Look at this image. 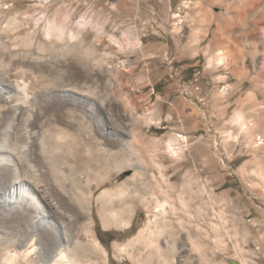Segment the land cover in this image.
I'll return each instance as SVG.
<instances>
[{
	"label": "rangeland",
	"instance_id": "rangeland-1",
	"mask_svg": "<svg viewBox=\"0 0 264 264\" xmlns=\"http://www.w3.org/2000/svg\"><path fill=\"white\" fill-rule=\"evenodd\" d=\"M0 18L14 21L1 35L7 77L37 60L24 77L34 111L20 110L9 130L21 136L14 151L32 155L23 168L43 181L29 188L48 226L66 227L68 247L88 244L72 249L83 264H264V0H0ZM50 19L63 24L66 49L63 39L49 46ZM55 103L68 126L54 118ZM11 112L0 101V124ZM59 129L66 138L49 139ZM91 142L128 164L102 181L70 170L75 161L93 166ZM61 176L72 199L56 191ZM82 179L85 207L73 200ZM105 190L115 192L102 204ZM128 205L119 225L114 217ZM97 223L113 232L105 245ZM11 228L0 221V264L27 248L15 264H43L53 241L37 230L26 248L24 224L14 238ZM170 233L178 251L168 256Z\"/></svg>",
	"mask_w": 264,
	"mask_h": 264
},
{
	"label": "bare ground",
	"instance_id": "bare-ground-1",
	"mask_svg": "<svg viewBox=\"0 0 264 264\" xmlns=\"http://www.w3.org/2000/svg\"><path fill=\"white\" fill-rule=\"evenodd\" d=\"M248 5H246V6H248ZM256 8H257V5H256ZM240 10L243 12L242 8ZM240 10H238V11H240ZM250 10H248V11L250 12ZM245 11L246 10H244V12ZM236 13H238V12H236ZM260 13H262V12L260 11ZM242 14H240L241 18H243ZM262 15H263V13H262ZM257 17L259 18V16H257ZM252 18H250V19H252ZM10 19H5V21L3 20L2 22L0 21L1 22L0 23V29H1V31H0V45H5L4 44L5 42L3 41V38L1 37V35L6 32V25L14 26V23H13L14 21H12L13 18L11 20ZM252 23H254V22H252ZM46 24H47V22H46ZM255 26H256V24H255ZM257 26H258V24H257ZM261 27H263V26H261ZM63 28H64L63 24H61V25L57 24V22L54 19H50V21H48V24L45 26V37L49 41H51V44H49L50 47H53L55 42L62 41V39L64 42L66 41V37L64 36ZM250 28H248V29L250 30ZM248 29H246V30H248ZM261 29L262 28H260L259 30H261ZM13 31L14 30L12 28H10V33ZM250 33H253V32H250ZM53 36H55L54 38H56V39L50 40ZM258 36H260V35H258ZM14 38H16V37H14ZM216 41H217V39H216ZM255 41H258V40H255ZM30 42H31V39L27 38V40H26L27 44H25V45L26 46L29 45ZM23 46H24V43H23ZM69 46H70L69 43L65 42V44L63 46H61V48L66 49ZM21 51H23V50H21ZM31 51H32L31 49H27L23 54V58H24V55L28 56L29 54H31L32 53ZM27 58H29V57H27ZM36 61L37 60L33 59L32 57H30L29 60H25V63H23V60H22V62L18 61L19 63H23V66H19V67L17 66L16 67V69H17L16 74L18 75V77H17V79L15 78V80L9 79V77H7V75H6L10 66H11V64H10L11 62L10 61H4V62L0 63L1 64L0 65V68H1V70H0V101L4 105L9 106L10 110L12 111L11 113L13 114L11 121L8 122V119H7L4 122H1V124H0V168H1L0 169V221H2L3 223L10 224L12 226V228L10 230H12L14 228L12 231H9V229L7 231H5L6 234L8 232L12 233L11 236L8 235L10 238H14V236H16V234H17L18 228L20 229L21 224H24L25 228H24L23 233L21 235L22 240L25 241V243L23 244L24 246L29 245L32 242V240H34V236H35L37 230L39 231V235H44V237L46 236L47 239L52 240L53 242L49 247L50 252H48L42 256L43 264H83L84 258H82V255H79L78 253H76L75 249H74V251H72V249L75 247V248H79L81 250L82 249L88 250V248H87L88 244L86 243L87 245H84L82 243H79V244L77 243L76 246L73 245L74 247H68L70 241L68 240L69 237L67 236L68 232L66 230V227H55L54 231H53V229L48 226V222H49V220L47 218L48 213L43 211V210H45L44 205L38 201V199L35 197L34 194H32V191L29 188L31 185L32 190H33L35 187L39 186L38 184L40 182H43V181L37 177L33 178L32 174H28L27 171L23 168L24 164H28L31 161L32 155L29 158L28 154H25L26 149L24 150L25 155L14 151L15 150V144L17 143V140L18 141L21 140V136H17V135L11 134L9 132V130L14 131L13 117H15L17 114H19V112H21L20 110H23L24 112H26V109L30 110L31 112L34 111V102L33 101L35 99L30 94L29 88L27 86L26 81L24 80V77L29 75V73H31V75H35V74H33V70L31 67L32 66H35V68L37 67ZM53 105H54L53 107H56V111L53 114L54 118L58 122L65 123L66 120L64 118L61 119L58 117V116H61V114H62V112H64L65 108L61 107L62 105H59L57 103H55ZM4 108H5V106H4ZM6 110H8V109L5 108L3 111V115H2L3 119H4V115H5ZM37 114H38V112H37ZM27 116L28 117L32 116V113L31 114L27 113ZM30 125H32V123H30ZM66 126H68L67 122H66ZM9 128H11V129H9ZM66 134L68 135V133H66ZM67 135H65L63 133V131L61 129H59L57 131H53L51 133V137L49 139H51L55 136L58 138L63 137L65 139ZM92 143H94V142H91V143L86 145L87 146L86 147V152H87L86 156L88 158V162H89L88 164H90V162H92L93 166L90 165L88 168L83 166L82 167L83 169H82L81 165L77 164L75 161V162H73L72 165H70V170H72V171L80 170V174L85 173V175H87V176L96 177L98 181H102V180H100V175H101L100 173L106 174L110 171V169L112 167H120L121 168L124 165L128 164V161L123 159V158H120L119 160H117V156L114 153H110L107 151H105V153L100 152V150L98 149L99 147L97 148ZM41 144H42V142H41ZM60 146H61V144L58 145V147H60ZM58 147L56 149L57 152L59 151ZM170 148L173 150V152L178 151V148L175 146H171ZM40 151L42 153H44L43 145H40ZM29 155H30V153H29ZM62 157H65V159H69V158H67V153L61 154V158ZM74 160H77V159H74ZM33 166H35V164H30V168H33ZM78 168H80V169H78ZM33 171L35 172V169L32 170V172ZM63 178H64L63 176H61L59 178L61 188H57L56 191L59 193V195L61 194L63 199H66V200L72 199V196L70 197L69 194H67L68 191H66L64 189V187H62V184H64V183H62ZM82 183H83V179H82ZM86 186H87L86 183L82 184V191H81V187L78 186L77 189L75 190V195L73 196L74 202L77 203L79 206H82V207H85V205L87 203V198H88V195L86 193V188H87ZM47 188L50 192V193L48 192V194L53 195L54 191L52 190V188L49 186ZM114 192L115 191H111V190L110 191H106V190L103 191L99 195L98 201H100L102 204L106 203L107 197H105V195H109V193H110V196H111L114 194ZM33 193H35V192H33ZM20 202H27V204H25L24 207H22L23 204H22V206H18V203H20ZM58 207H61L60 203H58ZM62 208H63V213H64L65 207H62ZM171 209H173V207ZM129 214H130V207L128 205L127 207L121 209L116 214V216L114 217V221L116 223H118L119 225L125 224L128 222ZM169 236H170V239H172V242L166 240L167 246H166L165 254L168 256H171V255L177 254L178 249H176V247L174 246V241H175L174 236L171 237V233L169 234ZM91 244L95 248H100V245L95 240H93V242ZM195 245H196V243L193 240L192 248H194ZM26 248H27V246H26ZM91 248H92V246H91ZM26 250H25V252H22V253L14 252L13 256L8 259L10 261H7L5 259V260H3V264H15L17 258L21 255H22V257H27L31 253H29L30 251H28V248ZM31 250L33 251V249H31ZM94 251H93V253H94ZM100 255H101V252H100L99 256Z\"/></svg>",
	"mask_w": 264,
	"mask_h": 264
},
{
	"label": "trees",
	"instance_id": "trees-1",
	"mask_svg": "<svg viewBox=\"0 0 264 264\" xmlns=\"http://www.w3.org/2000/svg\"><path fill=\"white\" fill-rule=\"evenodd\" d=\"M96 232H97V234H98V237H99L100 241H101L102 244H104V245H105L106 242H107V241H105V240L103 239L104 235H109V238L111 239L110 236L113 234L112 231H104V230H102V229L100 228V226H99L98 223L96 224Z\"/></svg>",
	"mask_w": 264,
	"mask_h": 264
}]
</instances>
